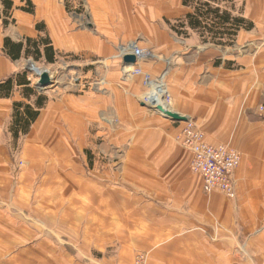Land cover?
Returning a JSON list of instances; mask_svg holds the SVG:
<instances>
[{
	"label": "crops",
	"instance_id": "crops-1",
	"mask_svg": "<svg viewBox=\"0 0 264 264\" xmlns=\"http://www.w3.org/2000/svg\"><path fill=\"white\" fill-rule=\"evenodd\" d=\"M31 1L35 14L14 0L6 28L0 13V81L27 59L12 61L6 38H48L56 62L112 61L109 93L49 95L19 139L20 168L14 103L35 99L0 100V264H134L140 253L149 264H264V0H234L254 29L228 47L171 30L165 19L191 12L182 0H87L90 15L76 0ZM130 42L155 54L145 72L168 71L169 111L242 154L235 200L204 193L176 141L184 122L139 102L141 77L123 79L115 57Z\"/></svg>",
	"mask_w": 264,
	"mask_h": 264
},
{
	"label": "trees",
	"instance_id": "trees-1",
	"mask_svg": "<svg viewBox=\"0 0 264 264\" xmlns=\"http://www.w3.org/2000/svg\"><path fill=\"white\" fill-rule=\"evenodd\" d=\"M66 3L68 0H65ZM25 6L19 9L29 14H35V6L31 0H23ZM182 5L191 12L184 18L176 20L171 30L178 36L189 37V31L198 33L203 44L216 46H233L240 31H252L253 22L247 20L241 12H237L234 0H182ZM68 8V4H67ZM15 9L14 0H0V13L4 28L15 23L12 12ZM43 26V25H42ZM40 30V25L37 26ZM43 28V27H42ZM44 46V51H42ZM4 52L12 61L21 59L23 52L26 58L40 61L42 58L48 64H55V51L48 38L39 41L27 39L26 43H14L9 38L4 41ZM30 73L12 75L0 81V100L9 99L16 90H20L23 99L31 101L33 105L25 102L14 103L13 123L10 132L16 142L29 133L31 126L39 118L41 110L48 102V98L39 94L28 80Z\"/></svg>",
	"mask_w": 264,
	"mask_h": 264
},
{
	"label": "built area",
	"instance_id": "built-area-1",
	"mask_svg": "<svg viewBox=\"0 0 264 264\" xmlns=\"http://www.w3.org/2000/svg\"><path fill=\"white\" fill-rule=\"evenodd\" d=\"M128 55L136 57L135 66L128 67L124 64V58ZM115 58L120 62L123 79L135 76L142 78L143 87L146 89V92L138 97L142 105L152 111H157L158 107L169 111L172 97L165 80L168 71L166 70L161 75L154 77L142 68L144 62L154 60L155 54L151 50L140 48L137 42H130L125 46H121L119 54ZM106 65L107 63H104V66ZM107 72L108 69L104 72L96 71L95 78L91 82L84 83L80 77L76 78L74 80L75 85H73L75 90L73 91H92L98 94H108ZM42 73L36 72L38 82ZM28 80L32 83L35 80L34 75L31 74ZM260 111L264 113V107H261ZM183 124L184 126L176 141L191 155L192 173L202 178L204 193L206 195L219 193L230 200H235L237 197V184L234 174L242 163V154L229 145L209 143L204 132L193 121L187 120ZM22 165L23 163L18 167ZM134 264H149L148 254H138Z\"/></svg>",
	"mask_w": 264,
	"mask_h": 264
},
{
	"label": "rangeland",
	"instance_id": "rangeland-1",
	"mask_svg": "<svg viewBox=\"0 0 264 264\" xmlns=\"http://www.w3.org/2000/svg\"><path fill=\"white\" fill-rule=\"evenodd\" d=\"M70 1L71 0H68L69 3H70ZM69 3H68V5L73 7V5H70ZM76 6H78L79 10L77 9V10H75V12L78 13V11H79V12L85 13V10H86V14L90 15L89 14L90 13L89 4L87 3V0H76ZM135 11H136V9H135ZM83 19L86 21V17H84ZM164 21L167 22V24H171L172 26L176 25L175 19H172V20H166L165 19ZM89 22H91V21H89ZM190 33H195L196 35H198V33H196V32L189 31V36H190ZM179 37H183V36H179ZM183 38H185V37H183ZM29 59L27 58L25 60V62L23 63L24 64L23 68L25 70L28 69L27 71L30 73V75L31 74L34 75L35 80H33V82L31 83L32 86L35 87V89L38 91L39 94H41L47 98L49 95L56 96L57 94H62V93H66V92H70V91L75 90V88L73 87V85H75L74 80H76V78H78V77H80L84 83L88 82V81L91 82L95 78L96 71L104 72L107 69L110 70L112 67V61H108V62L106 61L103 63L101 62V63L94 65V66H87V65H85L86 63L83 62L82 60H79V62H76L73 60H65L64 59V60H58L55 64L51 65V64H48L47 62H44V60L43 61H36L33 58H29ZM104 63L105 64L107 63V65H106L107 68H106V66H104ZM101 67H103V68H101ZM44 71H48L51 74V77L53 80V85L51 87H49L48 89H40L39 90L36 88V86L38 84V79H36V76H37L36 72L42 73ZM88 71H89V73H88ZM106 77H107V80L109 83V80H110L109 73L106 74ZM69 84H71V85H69ZM67 87H68V89H67ZM18 142L15 141L14 144L12 145V156L15 159H18L20 156ZM21 163H23V162L18 159L17 160V167H18V165H21ZM22 166H19V167H22Z\"/></svg>",
	"mask_w": 264,
	"mask_h": 264
},
{
	"label": "water",
	"instance_id": "water-1",
	"mask_svg": "<svg viewBox=\"0 0 264 264\" xmlns=\"http://www.w3.org/2000/svg\"><path fill=\"white\" fill-rule=\"evenodd\" d=\"M136 57L133 55H128L124 58V64L128 67H133L136 64ZM28 70V69H27ZM53 85V80L50 76V74L45 71L43 72L39 77V82L36 86L37 89H48ZM157 112L164 115L166 118L175 121V122H186L187 119L179 116L178 114H175L171 111H166L162 107L157 108Z\"/></svg>",
	"mask_w": 264,
	"mask_h": 264
}]
</instances>
